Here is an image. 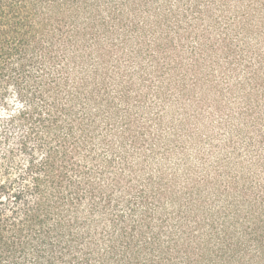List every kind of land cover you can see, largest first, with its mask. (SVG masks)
I'll list each match as a JSON object with an SVG mask.
<instances>
[{
	"label": "trees",
	"instance_id": "obj_1",
	"mask_svg": "<svg viewBox=\"0 0 264 264\" xmlns=\"http://www.w3.org/2000/svg\"><path fill=\"white\" fill-rule=\"evenodd\" d=\"M0 264H264V0H0Z\"/></svg>",
	"mask_w": 264,
	"mask_h": 264
}]
</instances>
